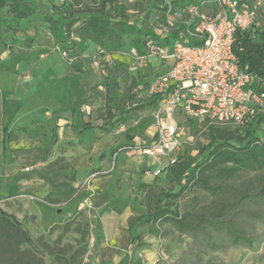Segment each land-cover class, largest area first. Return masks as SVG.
Wrapping results in <instances>:
<instances>
[{
    "label": "rangeland",
    "instance_id": "374dc122",
    "mask_svg": "<svg viewBox=\"0 0 264 264\" xmlns=\"http://www.w3.org/2000/svg\"><path fill=\"white\" fill-rule=\"evenodd\" d=\"M30 1L29 10L10 1L0 8V211L19 220L31 238L22 242L15 225L0 220V264H264V198L253 185L230 213L256 238L253 246L235 243L225 222L199 215L213 197L204 187L174 194L176 164L208 153L204 123L175 113L180 149L172 165L143 152L155 139L159 106L127 114L125 123L105 130L107 110H116L132 80L139 96L151 93L155 73L170 65L150 46H162L188 23L181 6L211 12L216 1L115 0L112 11L151 31L153 41L131 34L114 49L88 41L73 51L66 44L71 35L79 40L73 29L80 21L71 30L66 23L104 0ZM260 23L264 28L263 16ZM236 128L264 139V123ZM260 172L240 170L236 194L242 195V180ZM159 206L181 216L143 220ZM256 210L261 219L249 215Z\"/></svg>",
    "mask_w": 264,
    "mask_h": 264
},
{
    "label": "trees",
    "instance_id": "16d2710c",
    "mask_svg": "<svg viewBox=\"0 0 264 264\" xmlns=\"http://www.w3.org/2000/svg\"><path fill=\"white\" fill-rule=\"evenodd\" d=\"M15 4L14 7L22 6L24 10H29L32 6L30 0H0V8L5 7L7 2ZM115 0H104L102 5L97 9H89L88 14L82 17H73L71 21L66 23V28L70 29L80 21L73 29L79 36L76 40L69 36L66 48L73 50L86 49L88 41L95 42L104 47L114 49L121 46L125 37L133 35V40L143 38V42L148 44L153 41L154 35L146 28H140L134 24L125 13L119 14L112 11V3ZM107 2L111 4L106 7ZM184 4V3H183ZM191 5V4H190ZM189 3L181 6L186 8ZM165 8V7H162ZM168 8V7H167ZM26 12V11H24ZM20 16L25 13L19 11ZM185 15L182 16V19ZM188 15L185 16L187 18ZM82 18V19H81ZM48 20L54 26L53 16H49ZM185 29V26L180 25L174 28L167 37L162 46H171L170 37L173 38V43L179 37V32ZM258 35L259 38L254 37ZM151 40V41H150ZM193 43H198L197 40H192ZM158 45V44H156ZM160 46V45H159ZM142 51V50H141ZM233 51L237 57L238 63L242 68H248L256 75L255 88L264 92V28L263 25H258L255 29L243 30L237 29L233 42ZM147 87L148 83H144ZM165 93L151 92L139 96L137 82L132 80L125 89V94L120 99L116 108H111L106 112V116L110 119L106 122L105 130L109 131L116 125L123 124L128 120V116H138L140 112L147 109L157 108ZM208 128L209 142L204 147L208 149V153L195 162H190L186 159L176 162L174 168L175 178L179 189L177 196H182L185 191L191 190L195 184L204 187L212 194V199L201 204L199 215L213 220L217 224L225 222V227L231 234L235 243L253 246L256 238L245 226L239 224L230 217V213L236 209L235 204L238 198L243 199L249 197L252 185L253 190H257L259 199L264 198V139L257 135L254 131L246 129L244 133H240L236 126L227 124L225 126L210 125L206 121H201ZM264 123V113L258 114L255 119L246 126L253 124L261 125ZM245 127V126H238ZM178 161V160H177ZM260 168L261 172L253 177H248L242 180L239 184L242 185V195L236 194L234 184L236 174L242 169ZM211 179L214 181L211 182ZM244 192V193H243ZM234 197L235 199H231ZM2 218L0 220L15 225L18 233L22 237V242H30L31 238L28 232L23 229L21 222L8 215L6 211L1 210ZM249 215L256 219H261L262 214L256 211H250ZM181 212L176 209L157 207V209L143 218L144 221H156L161 218L178 219ZM224 227L223 225H220ZM137 238L135 235L132 242ZM124 258L121 262H127Z\"/></svg>",
    "mask_w": 264,
    "mask_h": 264
},
{
    "label": "built area",
    "instance_id": "2783aa9c",
    "mask_svg": "<svg viewBox=\"0 0 264 264\" xmlns=\"http://www.w3.org/2000/svg\"><path fill=\"white\" fill-rule=\"evenodd\" d=\"M215 1L217 7L211 12L200 11L198 4L181 9L189 21L173 45L150 46L153 54L170 57L172 62L150 82V92L165 95L156 115L155 139L143 152L156 154L158 160L167 157L171 165L177 162L180 149L177 135L181 128L173 118L177 111L187 119L236 127L264 113V92L255 88L256 75L239 65L233 51L237 29L260 25L264 0ZM161 171L162 167L157 168L155 174Z\"/></svg>",
    "mask_w": 264,
    "mask_h": 264
},
{
    "label": "crops",
    "instance_id": "0c3cea01",
    "mask_svg": "<svg viewBox=\"0 0 264 264\" xmlns=\"http://www.w3.org/2000/svg\"><path fill=\"white\" fill-rule=\"evenodd\" d=\"M167 60H168V62H169V63H171V62H172V59H170V58H168Z\"/></svg>",
    "mask_w": 264,
    "mask_h": 264
},
{
    "label": "bare ground",
    "instance_id": "6f19581e",
    "mask_svg": "<svg viewBox=\"0 0 264 264\" xmlns=\"http://www.w3.org/2000/svg\"><path fill=\"white\" fill-rule=\"evenodd\" d=\"M170 58V57H169ZM171 59V58H170Z\"/></svg>",
    "mask_w": 264,
    "mask_h": 264
}]
</instances>
